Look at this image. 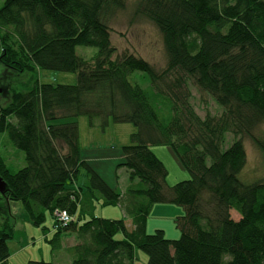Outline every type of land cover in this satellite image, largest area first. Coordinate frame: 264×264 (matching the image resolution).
<instances>
[{
  "label": "trees",
  "instance_id": "1",
  "mask_svg": "<svg viewBox=\"0 0 264 264\" xmlns=\"http://www.w3.org/2000/svg\"><path fill=\"white\" fill-rule=\"evenodd\" d=\"M124 5L5 0L0 8V65L30 74L24 81L0 79V135L26 162L13 173L0 149L6 183L0 193V264L11 256L12 202L23 205L34 226L44 225L48 213L55 219L48 240L53 250L65 234H76L71 264H134L137 250L148 255L147 264H264V181L247 184L239 177L248 164L244 140L264 156V138L255 135L264 124V0H139L135 15L163 36V71L133 53L117 54L109 21ZM79 46L98 52L87 59L77 54ZM42 70L74 73L77 84L41 83ZM135 73L149 80L147 89ZM192 86L222 113L199 116ZM83 116L91 127L99 120L104 131L111 123L137 129L116 167L129 172L124 191L84 159ZM228 135L233 141L226 147ZM156 146H171L190 179L168 186ZM157 204L184 208L175 219L179 239H168L164 230L147 232ZM99 205L120 207L133 228L125 219L98 217ZM56 211L72 221L61 225ZM120 233L124 238L117 240Z\"/></svg>",
  "mask_w": 264,
  "mask_h": 264
},
{
  "label": "rangeland",
  "instance_id": "2",
  "mask_svg": "<svg viewBox=\"0 0 264 264\" xmlns=\"http://www.w3.org/2000/svg\"><path fill=\"white\" fill-rule=\"evenodd\" d=\"M138 1L124 0V8L117 10L110 19L112 44L117 49V54L133 53L150 62L158 71H163L167 67L168 61L163 36L153 22L143 16L135 15ZM4 2L5 0H0V8ZM97 52L95 47L79 46L77 48V54L87 59L93 57ZM38 74L41 83L77 84V75L74 73L42 70ZM29 76L30 74H19L0 65V79L5 84L6 82L24 81ZM134 79L145 89L150 85L149 80L142 73H135ZM191 90L193 93L191 101L199 116L204 118L207 114L220 115L222 113V108L209 95L199 93L194 86L191 87ZM78 123L83 147H91L89 153L86 154L96 160L94 164H97V168L109 185L117 187L119 191H124L129 184V172L125 168L117 172L116 167L120 162L121 148L131 144V134L135 133L137 129L131 124L111 123L104 131L99 120H96L95 126L91 127L89 118L86 116L78 118ZM255 135L264 138V124L257 128ZM232 141V137L228 135L226 147ZM244 146L247 151L248 164L239 176L241 181L247 184L264 181V156L251 141L244 140ZM0 149L11 172L16 173L26 165L24 153L12 146L6 134L0 135ZM152 150L168 170V186H174L181 181L190 179L189 172L171 146H156ZM116 176H119L118 181ZM84 179L85 176L82 174L79 183L82 184ZM97 209L100 214L103 211L105 216H109L111 212L118 216L109 217L110 219H124V213L120 207L99 205ZM11 214L15 219V235L8 241L11 254L8 264H27L30 260H44L53 264L72 263L73 257L69 252V247L75 243V240L78 243L76 234H65L61 247H55L53 250V245L48 240L54 237L55 219L49 213L42 226H34L31 223L29 215L20 202L11 203ZM184 214L185 210L180 206L157 204L149 216L147 232L153 234L156 230H164L168 239H179L181 232L176 226L175 219ZM231 215L234 220L241 218V215L235 210L231 211ZM123 238L122 233L116 236L117 240ZM147 262L148 255L137 250L134 264H147Z\"/></svg>",
  "mask_w": 264,
  "mask_h": 264
},
{
  "label": "crops",
  "instance_id": "3",
  "mask_svg": "<svg viewBox=\"0 0 264 264\" xmlns=\"http://www.w3.org/2000/svg\"><path fill=\"white\" fill-rule=\"evenodd\" d=\"M80 144H81V147H82V149H83V151H84V153H83V157H84V159L86 160V161H88L89 162V164H90V166L92 167V168H94L103 178H104V176L102 175V173H101V171L99 170V168H97V164H94L95 163V161L96 160H94L93 158H92V156H90V155H88V154H86V153H89V149H91V147H88V146H85V147H83V145H82V143H81V134H80ZM94 145V144H93ZM96 147V146H95ZM96 149H100V148H96ZM121 159V158H120ZM124 213V212H123ZM96 215L98 216V217H102V218H106V217H108L107 219H110L109 217H118V216H116V213H114V212H111L110 214H109V216H105L104 214H103V211H102V213L100 214L99 212H98V209L96 210ZM112 215H115V216H112ZM123 219V218H122ZM124 219H125V221H126V223L128 224V228L131 230L132 228H133V225H132V221H131V219L130 218H128V217H126V215L124 214ZM77 244V241L75 240V243H73V244H71L70 245V249L72 248V247H74L75 245ZM69 249V250H70ZM60 264H61V262H60Z\"/></svg>",
  "mask_w": 264,
  "mask_h": 264
},
{
  "label": "built area",
  "instance_id": "4",
  "mask_svg": "<svg viewBox=\"0 0 264 264\" xmlns=\"http://www.w3.org/2000/svg\"><path fill=\"white\" fill-rule=\"evenodd\" d=\"M55 216L61 225H68L72 221L71 217L65 211H56Z\"/></svg>",
  "mask_w": 264,
  "mask_h": 264
},
{
  "label": "water",
  "instance_id": "5",
  "mask_svg": "<svg viewBox=\"0 0 264 264\" xmlns=\"http://www.w3.org/2000/svg\"><path fill=\"white\" fill-rule=\"evenodd\" d=\"M0 93H1V90H0ZM5 189H6V183L5 181L3 180L2 177H0V193H4L5 192Z\"/></svg>",
  "mask_w": 264,
  "mask_h": 264
}]
</instances>
